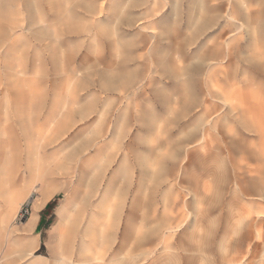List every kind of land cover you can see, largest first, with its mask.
<instances>
[{"label": "rangeland", "instance_id": "rangeland-1", "mask_svg": "<svg viewBox=\"0 0 264 264\" xmlns=\"http://www.w3.org/2000/svg\"><path fill=\"white\" fill-rule=\"evenodd\" d=\"M115 1L0 0V264H264V0Z\"/></svg>", "mask_w": 264, "mask_h": 264}, {"label": "bare ground", "instance_id": "bare-ground-1", "mask_svg": "<svg viewBox=\"0 0 264 264\" xmlns=\"http://www.w3.org/2000/svg\"><path fill=\"white\" fill-rule=\"evenodd\" d=\"M160 3H161V0H116L115 3L112 5L108 15L105 16V21H106L105 24L113 23V21H114V25H113L114 29L116 28V26L118 24H124L128 28L133 29L135 15L132 14V12L134 13L135 10H137V11L142 10L143 12H141L140 15H141V19L143 18L144 21L142 22V24L140 26H141V28H144V24L145 23H150L152 21V20L149 21V19H147L146 17H151V16L153 17L154 16L155 18L153 17L152 19L156 20V18L160 19L161 17H163L166 14L165 10L157 11L160 8L159 7ZM169 4H170V2H169ZM175 4H176V2L173 3V5H174L173 7H175ZM221 7H222V5H221ZM211 11H213V10H211ZM86 12L88 14L92 15V11L89 8H87ZM157 12H160V13L157 14ZM197 13H198L199 17L201 16V14L204 13V4L202 5V3L197 2ZM217 13H219V12H217ZM97 21H101L102 22V19L98 18ZM198 25H199V23H197V21L196 22H194V21L192 22L191 21V26L192 27L198 29ZM145 27L147 28V26H145ZM124 30L127 31L126 29H124ZM149 30L150 31H148V33H152L154 31V29L152 27H150ZM153 35H156V33L153 32ZM218 38L220 39L219 46L221 47V50L219 52H214L213 54H215V53H217V54H215V55L212 54L211 58H216L217 56H223L225 54V49L228 48V46L226 44L227 41H226V37H225V32L223 31V27H221V32L219 33ZM124 44L126 45L127 42H124ZM156 44H157V41L153 45H156ZM179 48H180V46H179ZM136 49H138V47H136ZM131 51L135 52L134 49L131 50ZM131 51H129L127 53H131ZM149 54L151 55L152 52H149ZM183 55H184V53H183ZM212 74H214V73H212ZM256 90H258V89H256ZM256 123H258V122H256ZM259 126H261V125H259ZM252 127H255V128L254 129H248L246 127L247 131L252 132L254 135L259 134L261 137L263 136V138H264V130H263L262 126L261 127L252 126ZM261 143H262V141L260 143H258L257 145H255V157H254L255 165L252 166L253 168H250V164L251 163H249V162L237 163L236 166L233 167L234 170H235V173L233 175H234L235 185L237 186L238 196L240 195V196H243L245 198V197H250V196L256 195L258 197H261L260 190H258L256 186H254V187L253 186H249V187L243 186L242 185L243 180H242V177H241L244 170H247L248 172H253L255 174V172L256 173L258 172V167H261V166L264 167V146ZM258 148H259V151L256 152L257 151L256 149H258ZM257 177L261 178L259 172H258ZM255 178H256V175H255ZM40 196H41V192L39 193V200L41 201ZM36 201H37V199H36ZM249 202L253 203V204H259L258 200L257 201L256 200L255 201H250L249 200ZM77 205H78V201H75L73 206L70 209H68V211L63 216L62 225L64 227H63V231L62 232H72L73 227L77 224V214H78ZM36 210H37V206L35 205L33 207L32 211H31V213H30V216H29L30 220L35 218ZM243 211L244 210H242V212ZM67 243H68V241L66 239V241L64 243V246Z\"/></svg>", "mask_w": 264, "mask_h": 264}, {"label": "crops", "instance_id": "crops-1", "mask_svg": "<svg viewBox=\"0 0 264 264\" xmlns=\"http://www.w3.org/2000/svg\"><path fill=\"white\" fill-rule=\"evenodd\" d=\"M41 215H43V213L41 214V213L38 212V215H36L37 218H36V219L34 220V222H33L34 225H38V221H39V218H40Z\"/></svg>", "mask_w": 264, "mask_h": 264}, {"label": "trees", "instance_id": "trees-1", "mask_svg": "<svg viewBox=\"0 0 264 264\" xmlns=\"http://www.w3.org/2000/svg\"><path fill=\"white\" fill-rule=\"evenodd\" d=\"M48 205H49L48 203L45 205L44 210H46V208L48 207ZM42 221H43V215L40 216L39 221H38V224H41Z\"/></svg>", "mask_w": 264, "mask_h": 264}, {"label": "water", "instance_id": "water-1", "mask_svg": "<svg viewBox=\"0 0 264 264\" xmlns=\"http://www.w3.org/2000/svg\"><path fill=\"white\" fill-rule=\"evenodd\" d=\"M26 219V216H23L22 218H21V221H24Z\"/></svg>", "mask_w": 264, "mask_h": 264}]
</instances>
